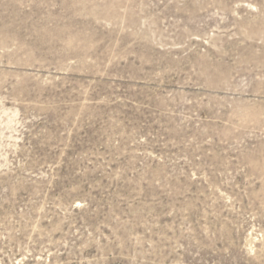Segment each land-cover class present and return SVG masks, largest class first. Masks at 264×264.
<instances>
[{"label": "rangeland", "instance_id": "1", "mask_svg": "<svg viewBox=\"0 0 264 264\" xmlns=\"http://www.w3.org/2000/svg\"><path fill=\"white\" fill-rule=\"evenodd\" d=\"M0 264H264V0H0Z\"/></svg>", "mask_w": 264, "mask_h": 264}]
</instances>
